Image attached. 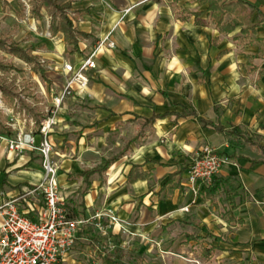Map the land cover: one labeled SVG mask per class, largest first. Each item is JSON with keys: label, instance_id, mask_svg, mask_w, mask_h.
<instances>
[{"label": "crops", "instance_id": "obj_1", "mask_svg": "<svg viewBox=\"0 0 264 264\" xmlns=\"http://www.w3.org/2000/svg\"><path fill=\"white\" fill-rule=\"evenodd\" d=\"M78 1L64 3H71L70 17L89 38L68 55L64 35L47 32L58 60L66 56L77 67L106 38L116 47L96 54L87 96L66 100L50 136L69 213L92 219L114 211L122 228H112L113 236L129 234L141 247L150 237L156 264H264V0H240L245 4L240 15L228 14L225 21L243 25L226 34L211 20L208 5L197 0ZM183 10L192 12L187 20L181 19ZM41 62L45 81L31 72L43 82L44 99L52 100L65 78L56 74L61 84ZM185 110L211 125L178 118ZM157 116L163 117L147 123ZM206 147L231 160L217 177L240 182L232 191L238 208L232 210L228 201L226 220L216 212V200L226 192L211 200L207 186H199L197 197L187 188L193 158ZM134 167L135 175L149 178L130 182ZM43 177L38 151L18 157L0 147V205L20 200L23 213L36 221L44 205L37 191ZM27 203L37 213H29ZM90 227L77 236L82 250L70 251L59 264L75 263L85 253L92 264L113 262L101 247L111 237L97 231L95 220ZM210 247L217 251L204 256ZM158 252L166 255L163 260Z\"/></svg>", "mask_w": 264, "mask_h": 264}, {"label": "built area", "instance_id": "obj_2", "mask_svg": "<svg viewBox=\"0 0 264 264\" xmlns=\"http://www.w3.org/2000/svg\"><path fill=\"white\" fill-rule=\"evenodd\" d=\"M28 14L30 6L26 4ZM114 42L106 38L91 56L77 67L66 63L62 67L65 85L52 96L51 109H46V118L42 120L39 133L36 134V122L24 111H15L9 107L0 92V111L6 125L15 133L12 137L0 135V147L6 146L9 154L21 155L26 150H36L42 157L44 177L37 191L43 196L44 205L38 210L37 220L33 221L22 211L20 200H10L0 205V264H59L75 246L79 232L93 224L103 236L109 237L112 228H122L121 220L114 211L108 210L95 218L72 219L67 207V198L59 187L57 162L53 159L54 147L50 141L57 114L66 100L73 97L85 98L90 86V71L96 69L94 58L104 48L115 49ZM9 59L12 57L8 56ZM44 63V62H43ZM25 70L31 67L23 64ZM11 74V78L14 77ZM19 85V80H17ZM34 105L32 100L28 101ZM41 141L36 145V136ZM231 160L211 147L204 148L192 161L187 174V188L197 197L201 185L210 186L219 176L224 166ZM26 203V200H24ZM29 213H37L33 204H28ZM189 212V208H184ZM103 219L107 220L104 224Z\"/></svg>", "mask_w": 264, "mask_h": 264}, {"label": "trees", "instance_id": "obj_3", "mask_svg": "<svg viewBox=\"0 0 264 264\" xmlns=\"http://www.w3.org/2000/svg\"><path fill=\"white\" fill-rule=\"evenodd\" d=\"M20 6L22 7V13L20 16L25 17L26 7L20 0H17ZM28 5L30 6L31 15L36 19H41L43 17V11L50 18V27L49 31L52 36H57L59 33L64 35V41L66 44V53L68 55H74L80 51L79 44L83 39L89 38L85 33L80 32L74 23V20L70 17L72 12V5L70 2L60 3L58 0H27ZM184 0H176V2ZM201 5H208V13L211 20L216 24L217 29L222 34L233 32L239 26L243 24L236 21H225V18L228 14H237L240 15V10L244 8L245 4L238 0L236 3L233 0H197ZM184 16L181 17L183 20H187L188 16L192 15V12L183 10L181 11ZM200 12H196L193 15L196 18L200 17ZM35 50L33 48H23L20 44L16 43L11 39H6L3 36H0V92L3 95V98L6 104L15 109V111H24L27 116L34 119L36 122V134L39 133L42 120L46 118L45 111L39 107V99L35 96L30 89L20 86L17 84V77H12L11 74L18 72V68L14 63L15 59H18L27 65L31 66L32 71L41 77L43 81L46 79V70L44 64L41 62V57L34 54ZM8 56L12 57L9 59ZM34 101V105L30 104L28 101ZM163 116H157L147 121L148 124H154L157 119L162 118ZM178 118H189L193 117L199 122L203 123L206 126L211 124L205 121L202 118H199L194 112L184 111L182 114L177 116ZM218 132L224 133L225 131L216 127ZM15 133L6 125L5 117L0 111V135L12 137ZM138 167H134L129 175L130 182H134L139 178L148 179V174L135 175V171H138ZM240 182L236 177H230L228 179H223L220 177H215L212 181V184L206 189V198L215 199L220 193L226 192L228 201L232 206V210H236L238 206L235 203L237 194H232L234 190V185ZM72 219H79V215H72ZM238 224H243L242 221L238 220ZM105 225H108L107 222H104ZM91 228L88 226L85 230ZM92 232V230H89ZM110 237H114L113 234L109 233ZM191 239V236H190ZM216 241H219V238H216ZM116 252L112 258L115 264H130L128 261H125L126 256L121 252L119 247H116ZM217 251V248L210 247L209 249H204V256L209 257L211 252Z\"/></svg>", "mask_w": 264, "mask_h": 264}, {"label": "rangeland", "instance_id": "obj_4", "mask_svg": "<svg viewBox=\"0 0 264 264\" xmlns=\"http://www.w3.org/2000/svg\"><path fill=\"white\" fill-rule=\"evenodd\" d=\"M21 3L24 4L26 7L25 17L22 18L20 14L22 13V7L18 3L17 0H0V36H3L6 39H11L16 43L20 44L24 48H33L36 50V54L40 55L43 60L47 62L48 65V72L53 76V78L59 81L61 84L63 83L64 79L62 77L57 76L56 74L62 73V67L65 63H67L64 58L62 60H58L57 56L58 53L55 50V43L47 37L48 30V19L46 17V13L44 17L41 19H34L32 15L28 14V9L26 4H28L27 0H20ZM60 3H64L66 0H58ZM79 2L78 0H74ZM81 3V2H80ZM31 10V9H30ZM32 26L37 28V32L32 30ZM16 66L18 67V80L19 85L30 89L31 92L35 94L37 99L41 102L39 105L44 111L47 109H51L52 100L48 97L46 100L44 99L45 96L42 94V91L39 90V83L43 84V82L38 78L33 72L29 70H25L24 66L20 64L17 60L14 61ZM47 92V91H46ZM34 102V101H33ZM37 142H39L40 137L37 136ZM26 151L19 155L20 157L24 155ZM16 156V155H14ZM18 156V157H19ZM54 159V157H53ZM42 163V157H41ZM227 194L222 193L217 198V209L216 212L223 220H226L225 211L229 209V202L227 200ZM238 204V203H237ZM215 212V213H216ZM223 225L217 229L218 234H222ZM114 231V230H113ZM193 231V230H192ZM178 235H182V231H176ZM195 232V231H193ZM111 240L107 241V245L101 243V247H105L103 251L107 254L108 259L113 258L116 250V247H119L121 252L126 256L125 261H128L130 264H156L154 257V249L153 247L155 244L150 237H145L142 247L136 243L134 237L129 234L119 235L118 237H111ZM211 241V239H209ZM76 249H72L71 251H81L82 242L78 245L75 244ZM74 246V248H75ZM195 247V246H194ZM159 250H163L160 246ZM135 252H138L136 255ZM182 250H179V253H182ZM196 254L200 252V248L197 247L194 251ZM88 254L85 253L80 255L79 258L76 260L75 263L70 264H92V259L87 256ZM179 255V254H178ZM158 256L160 259H164L160 252H158ZM183 256V255H181ZM181 260V259H180ZM100 261V260H97ZM110 261V260H109ZM112 262V261H111ZM106 264V262L104 263ZM107 264H115L114 262Z\"/></svg>", "mask_w": 264, "mask_h": 264}]
</instances>
